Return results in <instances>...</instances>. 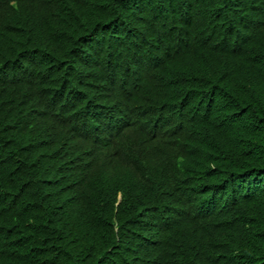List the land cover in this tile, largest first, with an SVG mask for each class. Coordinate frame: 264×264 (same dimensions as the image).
Listing matches in <instances>:
<instances>
[{
    "label": "trees",
    "instance_id": "16d2710c",
    "mask_svg": "<svg viewBox=\"0 0 264 264\" xmlns=\"http://www.w3.org/2000/svg\"><path fill=\"white\" fill-rule=\"evenodd\" d=\"M0 264H264V0H0Z\"/></svg>",
    "mask_w": 264,
    "mask_h": 264
}]
</instances>
